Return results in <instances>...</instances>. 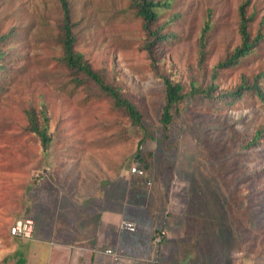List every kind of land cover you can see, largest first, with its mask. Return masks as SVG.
I'll use <instances>...</instances> for the list:
<instances>
[{"label": "rangeland", "instance_id": "obj_1", "mask_svg": "<svg viewBox=\"0 0 264 264\" xmlns=\"http://www.w3.org/2000/svg\"><path fill=\"white\" fill-rule=\"evenodd\" d=\"M67 1L75 50L123 88L152 138L144 140L147 134L107 99L75 86L58 60L59 0H0V236H10L11 226L30 219V212L43 224L44 209L33 203L54 183L75 198L92 189L93 180H102L103 188L104 179H111L114 189L115 177L129 173L138 156L151 169L150 184L144 178L149 205L163 203L168 220L188 224L196 238L192 264H264V135L246 146L264 128V103L252 93L231 104L191 97L166 135L159 124L161 77L215 85L216 95L264 72L263 41L238 66L213 76L215 65L240 42L244 0H160L168 7L159 22L169 23L173 37L160 47L157 72L142 49L145 35L130 0ZM246 15L252 18L250 34L264 35V0H250ZM260 85L264 89V77ZM41 107L49 116L46 149L27 130L25 116Z\"/></svg>", "mask_w": 264, "mask_h": 264}, {"label": "crops", "instance_id": "obj_2", "mask_svg": "<svg viewBox=\"0 0 264 264\" xmlns=\"http://www.w3.org/2000/svg\"><path fill=\"white\" fill-rule=\"evenodd\" d=\"M131 163L140 168L138 156ZM101 181L93 180L92 189L83 188L77 198L57 183L49 193L40 192L33 205L44 209L43 224L36 211L30 212L31 238L0 236L5 245L0 264H192L197 240L189 235V225L168 220L163 203L149 205L143 177L124 170L115 177L119 186L114 189L111 179H104L103 188ZM123 220L135 231L121 229ZM161 230L166 235L155 243Z\"/></svg>", "mask_w": 264, "mask_h": 264}, {"label": "trees", "instance_id": "obj_3", "mask_svg": "<svg viewBox=\"0 0 264 264\" xmlns=\"http://www.w3.org/2000/svg\"><path fill=\"white\" fill-rule=\"evenodd\" d=\"M249 2L250 0H244L238 9V34L240 42L238 46L228 52L215 65L216 71L213 76H215L217 71L238 66L243 59L264 41V35L258 32L255 36H252L248 30L252 20L251 16L248 17L246 15ZM59 4L62 18L58 36L61 54L58 60L72 77L75 86L81 87L88 96L107 99L111 103V108L127 118L133 128L142 130L147 134L144 136V140L151 139L152 134L143 123L140 109L128 98L123 88L111 80L105 70L94 69L84 55L75 50L76 37L73 32L74 23L71 22L68 1L59 0ZM129 7L141 21V29L145 35L142 49L146 51L152 69L157 72L156 60L161 58V53H163L160 47L173 37V34L167 31L169 23L159 22L160 11L168 7V3L161 2L160 0H130ZM208 29L209 26L206 23L201 32V53L205 40L204 36ZM2 54L0 52V58ZM263 77L264 72L252 76L251 79L242 77L240 84L235 90L225 93L217 92L216 95L213 94L216 91L215 85L202 87L196 85L194 82L185 85L172 81L167 77H161L164 90V104L159 116V124L166 135L169 127L174 123L175 118L183 109L186 100L191 97L197 98L202 96L211 102L217 100L231 104L245 93H252L261 103H264V89L260 85V79ZM25 116L27 119V130L36 135L41 146L46 149L51 141L50 135L47 132L49 116L46 108L41 107L37 110L31 108L25 112ZM263 135L264 128H261L255 132L254 137L246 146H254ZM140 168L144 171V178L149 177L151 169L145 160H140Z\"/></svg>", "mask_w": 264, "mask_h": 264}, {"label": "built area", "instance_id": "obj_4", "mask_svg": "<svg viewBox=\"0 0 264 264\" xmlns=\"http://www.w3.org/2000/svg\"><path fill=\"white\" fill-rule=\"evenodd\" d=\"M130 173L138 177L144 178V171L142 170V168L131 166ZM146 184H149L148 180H146ZM120 228L130 232L135 231L134 224L125 220H123L120 223ZM33 231H34V223L31 219L17 220L10 228V234L12 236L20 237L23 239L31 238ZM163 236H164L163 232H158L154 237V242L160 243L162 241ZM105 252L109 254L111 253L110 250H106Z\"/></svg>", "mask_w": 264, "mask_h": 264}]
</instances>
